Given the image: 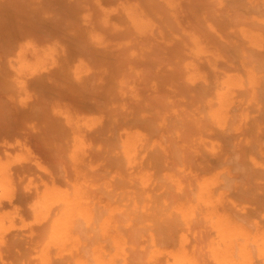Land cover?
<instances>
[{
	"label": "bare ground",
	"instance_id": "bare-ground-1",
	"mask_svg": "<svg viewBox=\"0 0 264 264\" xmlns=\"http://www.w3.org/2000/svg\"><path fill=\"white\" fill-rule=\"evenodd\" d=\"M0 264H264V0H0Z\"/></svg>",
	"mask_w": 264,
	"mask_h": 264
}]
</instances>
